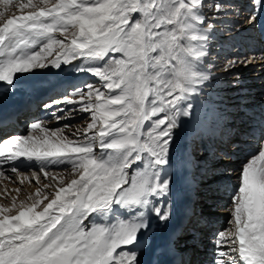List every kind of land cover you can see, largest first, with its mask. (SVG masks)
<instances>
[{"label":"snow or ice","instance_id":"6c2138e0","mask_svg":"<svg viewBox=\"0 0 264 264\" xmlns=\"http://www.w3.org/2000/svg\"><path fill=\"white\" fill-rule=\"evenodd\" d=\"M252 5L247 23L264 25V0ZM29 6L19 16L0 11V100L18 91L24 74L50 65L61 70L75 60L80 64L72 71L96 77L99 86L85 84L70 93L80 97L79 110L90 113L85 129L70 136L64 132L69 125L49 129L33 122L35 134L0 141V164H9L12 172L24 157L41 170L67 164L75 177L44 185L48 192L38 188L15 215L9 214L15 202L0 208V264H145L149 252L152 264H166L164 257L171 264H194L184 258L186 249L174 233L160 248L153 246V221L166 226L173 218L169 197L175 177L191 164L187 156L175 159L176 133L183 118L197 115L215 78L214 22L235 13L236 6L219 0L18 4L22 12ZM237 62L226 60L225 70ZM61 101L76 103L62 97L43 107ZM57 112L64 109L55 107L59 121ZM231 215L230 229L217 234L215 264H264V140L241 169ZM226 233L229 238L221 239Z\"/></svg>","mask_w":264,"mask_h":264},{"label":"bare ground","instance_id":"6f19581e","mask_svg":"<svg viewBox=\"0 0 264 264\" xmlns=\"http://www.w3.org/2000/svg\"><path fill=\"white\" fill-rule=\"evenodd\" d=\"M0 4L5 5L3 1L2 3L0 2ZM205 10L208 11V9ZM138 15L139 13L133 14V18H136ZM259 36L260 32L258 34V37ZM258 44H261L260 38L258 39ZM260 46L257 47L256 44H251L249 48H251V50H258ZM52 58L53 55L48 57L49 60ZM78 64H80V60H75L72 62V65L64 68L65 73H63L65 75L54 71L50 65L45 69H37L30 74H24L21 76L20 82L17 85L18 91L14 94H4L3 99L0 100V119H2V123H0V137L9 138L11 136L14 137L22 135L20 128H18L19 126H13L14 117H12L11 114L13 115L16 110H12L14 107L25 109L24 112L19 115L20 117L18 116V125L27 127L31 118L34 116L33 109H35V107L44 105L54 99L61 100L62 97H67L70 100L76 101V103H64L61 101L60 104L55 106L62 107L64 109V112L56 113L57 116L63 117L59 121H57L53 116L55 107L48 109L43 107L45 111L43 113H38L41 114L44 119V126L47 125V127L50 128L62 129L65 125H69V128H64V132L66 135L70 136L71 133L76 132L77 129H85L87 127L85 126L87 125L85 122L91 120L90 113L80 111V97L78 95H70V93L77 89L78 86H83L89 82L94 86H99V81L96 77L86 72L76 73L72 71V68ZM74 84L78 86L74 87V90H71ZM222 87H220L218 83L212 82L207 89L203 105L197 106V115L191 119H182V125L176 133L173 152L175 153L176 160H181L187 156L191 159V164L187 169L182 168L176 174L174 191L169 197V199L173 202L172 220L166 226L158 224L155 220L153 221V246L155 248H160L166 243L168 236L174 233L175 236L181 237L179 247L186 249L183 253L185 259H191V255H194V257L197 258L202 256L203 258L207 257V255L210 257L212 254L214 255L217 253L215 234L218 226L216 224L214 225L212 219H208L206 215H204L208 210L202 209L203 205L199 204L200 201L198 196L194 195L191 198V193L195 192L193 181L197 180L196 178L199 179L198 182H200L199 184L201 187L197 189V192H199L200 196H204L207 201H210V203H207V206H211L213 204L211 203V197L215 196L217 193H221L220 196L217 194L219 200L218 204L223 206L225 200L228 198H226L227 194L225 197H222L224 193L222 188L224 186L231 185V182H233L228 177H222L219 179V176L217 179H201L202 175L200 174L199 169L206 166L208 162V154L205 155V152L202 150L205 148V143H203L204 140H202L201 146L198 148L200 152L197 153L196 150L193 151L196 140L201 139V137L204 138L207 134L211 135V133L214 132L212 139L215 142L217 138L219 139L224 135H227L225 130L220 127H223L226 124V120L223 119V116L220 114L221 111H219L215 105L207 103L214 102V100L210 98L211 94H213L215 90L221 89ZM64 89L66 92H64ZM248 116L252 118L251 121L248 120V124H250L248 128L254 127L253 120L256 122V114L252 113ZM232 122H234V119ZM223 131L225 133H223ZM253 131L255 133L257 132L256 129ZM243 132L250 133L251 135L255 134L254 132L246 130ZM220 133H222L221 136H219ZM225 137L227 136H224L223 138ZM71 138L75 139V137ZM250 141L253 143L257 142L256 139ZM206 148L209 149L208 146H206ZM201 154H203V159L197 158V156H200ZM15 164L17 169L15 172L11 171L9 164H0V208H12V205L15 202L17 207L12 208V212L9 213L11 215L17 214V209L21 202H29L27 201L28 196L35 198V193L38 188L44 189L45 192H48L52 189H46L44 188V185H59L58 183H60H54L49 178L52 173L49 170L53 168V165L41 170L38 162H35L34 160L29 161L24 157L18 158ZM66 165L67 164L62 167V171L69 167V165ZM58 171L55 174H64L67 170L63 173H58ZM45 173H48V175L46 176ZM69 181L70 179L67 178L66 183ZM188 212H190V214L191 212H195V214L190 215L191 222L187 225L185 218L187 217ZM2 215L3 214H0V216ZM179 257L180 253H177L176 258L179 259ZM153 259L154 257L151 252L144 256L145 264H152ZM163 259L166 261V264H171V258L164 257ZM205 260H202V262L205 263ZM202 262L199 264H202Z\"/></svg>","mask_w":264,"mask_h":264},{"label":"rangeland","instance_id":"374dc122","mask_svg":"<svg viewBox=\"0 0 264 264\" xmlns=\"http://www.w3.org/2000/svg\"><path fill=\"white\" fill-rule=\"evenodd\" d=\"M2 1L3 0H0L1 3ZM20 2L21 0H11V3L7 6L0 4V11H3L6 17H11L13 15L19 16L31 11V7L29 6L22 12L18 7ZM23 2H26V0H23ZM35 2L36 0H33V3ZM216 2L217 0H205V3ZM219 2H228L234 4L236 6V12L229 16L222 17L214 22V35L216 36V39L210 47L211 59L216 64V68L213 70L215 73V78L212 82L218 83L220 87H223L221 89L215 90L213 94H211L210 98L214 100V102L207 103L215 105L216 108L221 111L220 114L223 116V119L226 120V124L225 126L220 127L225 130L227 135L224 136L227 137L223 138V136L219 139L216 137L217 140L215 142L212 139L214 132L211 133V135L207 134L204 138L201 137V139L196 140L193 151L196 150L197 153H199L200 151L198 148H200L201 142L204 140L203 143H205V148L202 150L205 152V155L208 154V162L207 165L204 166L205 168L203 167L199 169L200 174L206 175L209 177V179H217L218 176L219 179L222 177H228L233 182H231V185H227L222 188V191L224 192L222 197H225L227 194L226 198H228L225 200L223 206L218 204V196H220L221 193H217L218 196L217 194L212 196L211 203L213 204L211 206H207V203H210V201H207L204 196H200L199 192H197V189L201 187L199 184L200 182H198V178H196L197 180L193 181L195 192L191 193V198L194 195H197L200 201L199 204L203 205L202 209L208 210L204 215H206L208 219H212L214 225L216 224L218 226L215 234L216 240L218 233L226 232V230L230 229L231 227L233 221V216L231 215L232 194L240 184L241 169L245 163L249 161L250 157L258 153V150L261 147V140H264V135H262V133H264V129H261L260 127V121L264 120V68H261L264 67V49L262 46H260L262 43L260 45L258 44V39L260 37H258V34L261 29L264 28V25L257 23L253 27L246 21V17L252 11V0H219ZM204 11L207 17H211L213 14L209 10ZM233 26H236L237 30H230ZM55 35H57L58 38H63L59 33H56ZM66 43H68V41H66ZM251 44H256L257 47L260 46V48L258 50H251V48H249ZM58 51L59 50H57V52H53V58L57 55ZM230 59H236L238 62L236 63L235 67H230L225 70V61ZM243 61H247V63H243ZM51 68L54 71L65 75V67L63 65L61 70H57L54 67ZM88 84H90V82ZM77 86L78 85L74 84L71 90H74V87ZM64 92H66V90ZM33 110L34 116L31 118V121L27 127L22 126L20 128L22 132L21 136L35 134V132H33V130H31L29 127V125L33 122H40L41 127L44 126V119L42 118L41 114L38 113H43L45 111V109H43V105L37 106ZM252 113H255L257 117L256 122L253 120V125L255 128H248L250 125L248 124V120L251 121L252 119L248 115H251ZM16 119L19 120L18 117ZM233 119L234 122H232ZM89 122H91V120L85 122V124H88ZM14 125L15 123H13V126ZM48 128L54 129L50 127ZM255 129L257 130L256 133L253 131ZM245 130L254 132L255 134L251 135L250 133H244L243 131ZM225 132L223 131V133ZM221 134L222 133H220L219 136H221ZM5 138L6 137H0V141L9 139ZM254 139H256L257 142L253 143L250 141ZM206 146H208L209 149L206 148ZM202 155L203 154L197 156V158L203 159ZM2 158L3 154H0V159ZM64 165L65 164H61V166L58 165L59 168L57 165H53V168L49 170L52 172L49 177L52 182H60L61 179H63L64 183L67 184V178H75L73 176L69 177L68 171H65L67 168L69 169V167L62 171V167ZM56 170H59L58 173L65 172L64 174L58 175L55 174L57 172ZM192 214H195V212H191V214L190 212L187 213V217L185 218L187 225L191 222L190 215ZM226 238H229L227 237V233L226 236L221 239ZM191 260L195 264H199L202 262V260H205V263L202 262V264H215L217 255L212 254L210 257L207 255V257L203 258L202 256L197 258L194 257V255H191Z\"/></svg>","mask_w":264,"mask_h":264}]
</instances>
